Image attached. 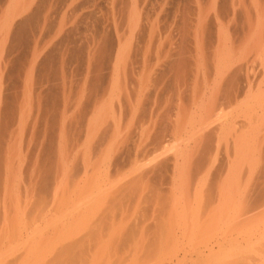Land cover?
I'll list each match as a JSON object with an SVG mask.
<instances>
[{
    "label": "rangeland",
    "instance_id": "374dc122",
    "mask_svg": "<svg viewBox=\"0 0 264 264\" xmlns=\"http://www.w3.org/2000/svg\"><path fill=\"white\" fill-rule=\"evenodd\" d=\"M51 1L43 9L45 20L40 28L48 27L49 15L63 28H88L90 33L83 40L91 54L96 42L92 31L98 24L110 37L112 47L122 46L117 55L121 62L110 71L137 78V143L132 150L136 161L131 166L116 163L128 160L124 148L109 149L103 157L89 148L86 170L81 174L77 166L81 151L76 150L73 156L60 158L69 159V163L62 161L66 171L56 189L38 196L36 185L24 190L23 197L17 155H11L10 164L7 153L6 161L2 155L0 169L7 172L13 166L16 170L21 227L20 233L19 229H9L12 235L19 233L10 235L18 241H10L6 231L8 254L6 250L0 258L5 261L9 257L6 264L15 258L25 260L16 264H264L263 163L256 155L249 161L238 158L235 142L245 121L249 122L246 132L254 124L249 136L257 130L260 137L264 96L238 106L224 79L236 71L233 67L229 70L230 66L241 65L246 59L256 67L263 62L264 15L260 11L264 10V0H200V66L196 64L194 69V76L201 80L197 134L162 133L157 131L163 128L161 122L170 118L148 116L150 78L192 75L187 64L176 70L168 67L171 60H189L180 54L189 46V0ZM45 3L0 0V30L14 31L18 8L26 15L32 12L27 15L34 17L32 30ZM182 87L187 90L188 86ZM251 119H257L256 123ZM182 128L193 127L185 123ZM259 144L257 148L262 150ZM5 172L7 177L10 173ZM19 241L23 248L18 247ZM70 242L74 247H69ZM10 246L18 249L15 252Z\"/></svg>",
    "mask_w": 264,
    "mask_h": 264
},
{
    "label": "crops",
    "instance_id": "0c3cea01",
    "mask_svg": "<svg viewBox=\"0 0 264 264\" xmlns=\"http://www.w3.org/2000/svg\"><path fill=\"white\" fill-rule=\"evenodd\" d=\"M196 1L197 5L195 0H189V46L180 50L181 56L189 60L178 63L175 59L168 64L173 70L187 64L192 75L150 78L148 116L170 118L161 122L163 128L157 131L162 133H197L200 128L201 80L194 76V69L196 64L200 66L199 42L195 39L199 40L201 6L200 0ZM51 2L46 0L43 5L38 24L29 32L32 36L25 43L27 48L24 44L17 51L11 50L8 37L12 29L0 30V150L4 160L7 153L9 164L10 156L17 155L23 197L24 190L36 185L38 196L46 195L40 193L44 191L41 189H56L60 175L66 171L62 161L69 163V159L60 158L71 157L76 150L81 151L77 162L81 174L86 170L89 148L96 150L98 157L105 156L109 149L124 148L128 160L119 159L116 163L131 166L136 161L132 150L137 143V78L110 71L121 62L117 55L120 56L122 46L119 49L114 45L109 58L101 59L100 41L105 31L98 24L92 31L96 42L91 54L83 40L90 33L88 28H63L50 15L48 27L40 28L45 20L43 9ZM22 13L18 8L16 23L32 14ZM183 85L188 86L187 90ZM185 123L192 130L182 128Z\"/></svg>",
    "mask_w": 264,
    "mask_h": 264
},
{
    "label": "bare ground",
    "instance_id": "6f19581e",
    "mask_svg": "<svg viewBox=\"0 0 264 264\" xmlns=\"http://www.w3.org/2000/svg\"><path fill=\"white\" fill-rule=\"evenodd\" d=\"M213 1V0H212ZM209 2H211V1H209ZM262 2H264V1H262ZM264 4V3H263ZM224 6V5H223ZM227 6V5H226ZM226 6H224V8H226ZM260 6V5H259ZM260 8V7H259ZM264 8V7H263ZM262 8V6H261V8L260 9H263ZM260 9H259V11H260ZM222 11H223V8L221 9ZM264 11V10H263ZM263 11H260V12H262L263 13V15H264V12ZM221 12V11H220ZM221 13H223V12H221ZM25 14V13H24ZM259 14V13H258ZM261 15V14H260ZM31 16V15H30ZM37 16V15H36ZM28 17V16H27ZM258 17H259V15H258ZM222 18V17H221ZM261 18V17H260ZM263 19H264V17L262 18V21H263ZM259 20V19H258ZM33 21H34V17H33V15H32V17H28V18H26V20L25 21H22V23H16V25L14 26V31L12 30V34H11V39L9 38V40L11 41L10 42V48H12L11 50H14V49H16V51H17V48L19 47L20 48V46L23 48V46L22 45H24L25 43H27V41L30 39L29 37H30V35L31 34H29V32L31 31V28H32V26L34 25L33 24ZM252 25V24H251ZM262 25V22H261V24L259 25V26H261ZM253 26V25H252ZM252 26H250V27H252ZM10 29H12V28H10ZM10 31V30H9ZM264 31V30H263ZM10 33H11V31H10ZM202 33V32H201ZM199 34V33H198ZM258 34H260V33H258ZM264 34V33H263ZM106 35V36H105ZM201 35V34H200ZM247 35H248V33H247ZM252 35V32H250L249 33V36H251ZM262 35V34H261ZM261 35H259V36H261ZM32 36V35H31ZM218 36V35H217ZM258 36V37H259ZM199 37V36H198ZM251 37H253V35L251 36ZM255 37H256V35H255ZM261 38H263V37H261ZM254 39V38H253ZM251 40V39H249V40H251L250 42L252 43V42H254V40ZM264 39V38H263ZM53 40V39H52ZM200 40V39H199ZM199 40H198V42H199ZM260 39H258V41H259ZM30 41V40H29ZM101 43V49L99 50V51H101L102 52V56H99V57H102L101 59H106L107 60V58H109V56H110V51H111V48H112V41H111V39H110V37L107 35V34H104V36H103V38H102V40L100 41ZM260 42H261V40H260ZM29 44H30V42H28ZM51 43V42H50ZM201 43V42H200ZM255 43V42H254ZM258 43V42H257ZM262 43H263V40H262ZM38 45V44H37ZM251 45V44H250ZM25 46H26V44H25ZM24 46V47H25ZM27 46H29V45H27ZM27 46L25 47V48H27ZM253 46H254V44H253ZM257 47V46H256ZM255 47V48H256ZM251 49V48H250ZM10 50V51H11ZM19 50V49H18ZM26 50V49H25ZM9 51V52H10ZM119 51V50H118ZM253 51H254V49H253ZM11 53L13 54L14 52L13 51H11ZM10 53V54H11ZM25 53V52H24ZM39 55V54H38ZM104 57V58H103ZM264 58V57H263ZM12 59V58H11ZM94 60V59H93ZM106 60H104V61H106ZM109 60V59H108ZM44 61H46V60H44ZM43 61V62H44ZM245 61H246V63H245ZM241 65H235V66H230V68H229V70L233 67V68H236V71H235V69H234V73L232 74V75H230V76H228V75H226L225 77H224V79H225V81H227L226 82V84H227V86H226V88H227V90L229 91V92H231V93H229L232 97L234 96L235 98H234V100H235V102H237V104H238V106L239 105H243V106H246V105H248L249 104V101H251V100H253V99H256V98H259V97H263L264 96V92H262V90H263V86H264V59L262 60L263 62L259 65H257V64H255V65H257V67L256 66H254V63L251 61V59H248V61H247V59L245 60ZM255 61V60H254ZM49 62V61H48ZM18 63V62H17ZM245 63V64H244ZM235 64V63H234ZM44 65V64H43ZM43 65H41V68L42 67H44ZM224 65V64H223ZM217 66V65H216ZM38 67V66H37ZM45 67H48V63H47V61H46V63H45ZM229 67V66H228ZM44 69V68H43ZM42 69V70H43ZM41 70V71H42ZM45 70V69H44ZM229 72H231V71H229ZM43 73V72H42ZM231 74V73H230ZM46 76V75H45ZM228 76V77H227ZM44 77V76H43ZM44 80V79H43ZM223 82V81H222ZM225 83V82H224ZM227 91V92H228ZM16 92V91H15ZM230 97V96H229ZM264 98V97H263ZM41 99V98H40ZM260 99V98H259ZM8 100V99H7ZM11 100V99H10ZM230 100V99H229ZM262 100V99H261ZM256 101V100H255ZM7 102V101H6ZM253 102V101H252ZM8 103H10V102H8ZM7 105V104H6ZM250 105V104H249ZM262 105V104H261ZM260 105V106H261ZM259 106V107H260ZM254 107V106H253ZM245 108V107H244ZM251 108V107H250ZM240 109V108H239ZM259 109V108H258ZM261 109H263V107H260V109L259 110H261ZM6 110V109H5ZM255 110V109H254ZM4 111V110H3ZM8 111H9V109H8ZM249 111V110H248ZM257 111V110H256ZM12 112V111H11ZM246 114H247V112H245ZM256 113H258V112H256ZM6 114H7V112H6ZM215 114V113H214ZM240 114H241V112H240ZM250 114V113H249ZM255 114V113H254ZM262 115H264V114H262ZM248 116H250V115H248ZM252 116V115H251ZM250 116V117H251ZM261 116V115H260ZM3 117V116H2ZM216 117V116H215ZM257 117H258V114H257ZM263 117V116H262ZM241 118V117H240ZM253 118V117H252ZM255 118V117H254ZM259 119V118H258ZM215 120H217V119H215ZM251 120H253L254 121V119H251ZM257 119H255V121H256ZM260 120H261V118H260ZM212 121V120H211ZM250 121V120H249ZM254 121V123H256ZM262 121H264L263 119H262ZM213 123V122H212ZM245 123H246V121H245ZM243 124V127H242V130H240L241 131V133H238L239 135H235V136H237L236 137V139H235V142H236V147L237 148H239V150L237 151V155H238V158H241V159H245V160H247V161H249L251 158H250V156H254V155H256L257 156V160L258 161H260L261 163H263L262 164V166H261V170H260V172L263 174L264 173V147L262 146L263 144H264V127H263V129H258V127H257V129L258 130H260L261 131V135H260V137H257V135L258 134H256V129H254V130H256L255 131V133H252V137H250L249 135H250V128L251 127H253L254 128V124H253V126L252 125H250V128H249V131L248 132H246L247 130H248V125L249 124H247V123H249V122H247L246 124ZM260 122H257V124H259ZM262 123V122H261ZM207 124V123H206ZM209 125V124H208ZM258 126V125H257ZM260 127V126H259ZM260 128H262V126L260 127ZM252 129V128H251ZM239 132V131H238ZM252 132V131H251ZM197 134V133H196ZM209 134V133H208ZM3 135V134H2ZM255 135V136H254ZM2 137V136H1ZM209 137V136H208ZM195 138V137H194ZM251 138V139H250ZM195 142V141H194ZM234 143V142H233ZM261 145H260V144ZM260 145V148L262 149V150H260L259 148H257V147H259V146H257V145ZM262 146V147H261ZM3 147V146H2ZM241 147V148H240ZM205 150V149H204ZM206 150H207V148H206ZM236 150V149H235ZM42 152V151H41ZM4 156V154H2V150H0V164H1V158L3 159V156ZM255 156V157H256ZM11 157V156H10ZM14 157V156H13ZM16 158H17V156H16ZM16 158H15V160H16ZM237 158V157H236ZM254 159V158H253ZM256 160V159H255ZM6 161V160H5ZM12 161H14V160H12ZM18 161V160H17ZM252 161H254V160H252ZM16 162V161H15ZM168 162V161H167ZM172 162V161H171ZM243 162V161H242ZM246 162V161H245ZM4 164V163H3ZM7 163L5 162V165H6ZM18 164V163H17ZM100 164V163H99ZM14 165V164H13ZM2 166V165H1ZM254 166V165H253ZM256 166V165H255ZM9 167V166H8ZM13 166H11L10 167V169H8V171L7 172H5V167H4V169L5 170H1L0 169V255H3L4 254V252L7 250V254H8V247H7V241H9L7 238H9L10 237V235H12V233L10 234V230L9 229H19L21 226H19V224H18V214H21L20 213V208H17V207H19V205H18V203H17V200H19V199H17L16 200V193L18 192H16L15 191V189H16V187H17V178H15V176H14V173L16 172V170H14V168L15 167H13ZM3 168V167H2ZM11 168H12V170H11ZM256 168V167H255ZM41 169V168H40ZM232 169V168H231ZM11 170V171H10ZM2 171H4L5 173H10V174H8V176L6 177L5 175H4V172L2 173ZM18 172V171H17ZM2 174H3V176H2ZM16 174V173H15ZM10 175V176H9ZM258 175V174H257ZM38 181V180H37ZM19 182V181H18ZM15 184H16V186H15ZM41 184V183H40ZM18 186H19V184H18ZM46 187V186H45ZM42 188V187H41ZM40 188V189H41ZM44 188V187H43ZM47 188V187H46ZM19 189H20V187H19ZM41 190H44V191H40V193H46L45 192V189H41ZM264 190V189H263ZM42 193V194H43ZM19 194V193H18ZM262 194H264V192L262 193ZM20 195V194H19ZM17 197H18V195H17ZM20 198V197H19ZM260 198V197H259ZM45 199V198H44ZM46 201V200H45ZM258 203V202H257ZM262 205H264V203L262 202ZM261 205V206H262ZM259 209V208H258ZM248 210V209H247ZM23 213V212H22ZM253 214V213H252ZM264 214V213H263ZM249 218V217H248ZM254 218V217H253ZM259 218V217H258ZM252 219V218H251ZM250 219V220H251ZM255 219V218H254ZM249 220V219H248ZM249 220V221H250ZM260 220V219H259ZM33 223V222H32ZM253 223V222H252ZM35 228H36V226H35ZM7 230H9L7 233L9 234V237L7 236L8 234H6V231ZM19 233H20V229L19 230H17ZM14 232V231H13ZM16 232V231H15ZM18 233V234H19ZM15 234H17V232L15 233ZM14 234V235H15ZM12 235V237H16V236H19V235ZM23 235V234H22ZM12 237H10V241H12L13 239V241H15V239L16 238H12ZM23 237V236H22ZM22 237L21 238H19V240L21 239V240H23L22 239ZM12 239V240H11ZM18 239V238H17ZM16 239V240H17ZM9 241V242H10ZM18 241V240H17ZM17 241L15 242V243H17ZM33 241V240H32ZM32 241H30V242H32ZM15 243L13 244V242L11 243V244H13V245H15ZM21 243V241H19V248L20 247H22V243ZM28 243V242H27ZM34 243V242H33ZM17 244V245H18ZM58 244V243H57ZM61 244H63V243H61ZM70 244H71V242H70ZM69 244V247H71V246H73V244H71L70 245ZM17 245H15L16 247H17ZM27 245V244H26ZM36 245V244H35ZM15 246H10V247H15ZM30 246V245H29ZM66 246V245H65ZM64 246V247H65ZM67 246H68V244H67ZM66 246V248L68 249V247ZM6 247H7V249H6ZM34 247V246H33ZM62 248L61 247V249H63V251H64V249L65 248ZM74 247V246H73ZM23 248V247H22ZM15 249H18V248H14V250ZM32 249V248H31ZM22 250V249H21ZM20 250V251H21ZM25 250V249H24ZM72 250V249H71ZM74 250V249H73ZM10 251V250H9ZM35 251V250H34ZM56 251V250H55ZM61 250H59V253H58V251H57V253L58 254H60L61 252H60ZM15 252H16V250H15ZM14 252V253H15ZM17 252H19V250H17ZM26 252V251H25ZM54 252V251H53ZM20 253V252H19ZM22 253V252H21ZM56 253V254H57ZM67 253V252H66ZM7 254H5V255H7ZM72 254V253H71ZM17 255H18V253H17ZM17 255H15V256H17ZM50 256V255H49ZM1 257V256H0ZM14 257V256H13ZM21 257H23V256H21L20 255V258L19 259H21ZM34 257V256H33ZM47 257H48V255H47ZM58 257V256H57ZM4 258H5V256H4ZM9 257H7V259H8ZM15 258V257H14ZM82 258V257H81ZM1 259V258H0ZM6 259V260H7ZM2 260V259H1ZM4 261V260H2V261H4V263L3 264H6V262L7 261ZM12 260V259H11ZM18 260V258H15L13 261L14 262H11V263H9V264H16L17 261ZM22 261L24 260V258H22L21 259ZM21 260H18V262H21ZM36 260V259H35ZM35 260H34V262H35ZM1 261V262H2ZM25 261V260H24ZM33 261V260H32ZM252 261V260H251ZM9 262V261H8ZM16 262V263H15ZM37 262V261H36ZM47 262V261H46ZM49 262V261H48ZM77 262H79V261H77ZM22 263V262H21ZM20 263V264H21ZM75 263V262H74ZM254 263V262H253ZM76 264V263H75ZM262 264V263H261Z\"/></svg>",
    "mask_w": 264,
    "mask_h": 264
}]
</instances>
